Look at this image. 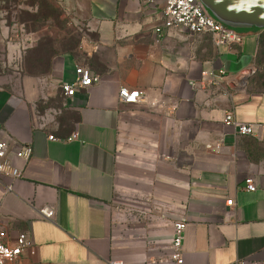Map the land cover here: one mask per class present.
<instances>
[{"label":"crops","instance_id":"1","mask_svg":"<svg viewBox=\"0 0 264 264\" xmlns=\"http://www.w3.org/2000/svg\"><path fill=\"white\" fill-rule=\"evenodd\" d=\"M60 1L82 27L75 47L43 57L31 99L0 81V141L20 172L0 176V229L31 243L8 264H175L178 220L181 264H264V30L216 46L182 29L156 35L163 0ZM76 66L98 81L65 98ZM219 70L218 84L201 83ZM122 88L146 99L125 104ZM51 91L61 106L41 111ZM227 113L253 134L237 136ZM25 145L27 161L15 156ZM47 207L51 220L38 215Z\"/></svg>","mask_w":264,"mask_h":264},{"label":"built area","instance_id":"2","mask_svg":"<svg viewBox=\"0 0 264 264\" xmlns=\"http://www.w3.org/2000/svg\"><path fill=\"white\" fill-rule=\"evenodd\" d=\"M153 2L154 0H148ZM163 22L154 29V33L158 36L162 35L165 30L175 28L182 29L189 34H208L214 40L216 46L232 45L241 43V36L221 24L211 19L203 10L197 0H163ZM201 83L207 86L218 84L219 80L225 77L222 70L214 72H204L201 76ZM98 81L91 71L82 66L74 68V77L72 81L60 84L59 88L65 98H72L75 94L85 88L90 87ZM119 100L125 104H135L139 100L146 99V94L137 89L128 90L122 88L118 92ZM224 121L231 124L236 135L240 137L251 136L253 127L249 124H241L233 119L231 113H227ZM52 139L51 137H49ZM71 139V138H70ZM69 139V140H70ZM7 145L0 141V176L7 173L11 178H19L20 172L16 168L8 166L6 162ZM32 149L30 145L23 146L15 156L24 161L31 157ZM7 191L10 187H5ZM243 189L247 192H254L255 186L251 178H245L243 181ZM228 206L231 201H227ZM38 215L45 219L51 220L53 211L51 208H42L38 211ZM185 223L178 220L172 225V238L170 245V259L175 264L182 263L181 247L183 239ZM31 247V243L24 233H19L14 240H8L6 232L0 229V264H8L18 259L27 248ZM108 264H122L119 261H109Z\"/></svg>","mask_w":264,"mask_h":264},{"label":"rangeland","instance_id":"3","mask_svg":"<svg viewBox=\"0 0 264 264\" xmlns=\"http://www.w3.org/2000/svg\"><path fill=\"white\" fill-rule=\"evenodd\" d=\"M65 4L60 0H0V81L15 94L31 99V77H36L31 72L44 69L41 60L48 48L57 53L75 47L82 27ZM261 70L258 77H264ZM51 93L48 103L39 104L41 111L61 106L59 91Z\"/></svg>","mask_w":264,"mask_h":264},{"label":"water","instance_id":"4","mask_svg":"<svg viewBox=\"0 0 264 264\" xmlns=\"http://www.w3.org/2000/svg\"><path fill=\"white\" fill-rule=\"evenodd\" d=\"M215 22L235 32L264 28V0H197Z\"/></svg>","mask_w":264,"mask_h":264},{"label":"trees","instance_id":"5","mask_svg":"<svg viewBox=\"0 0 264 264\" xmlns=\"http://www.w3.org/2000/svg\"><path fill=\"white\" fill-rule=\"evenodd\" d=\"M264 30V28L263 29H261V30H258V31H263ZM260 47H261V56H260V63L261 64H264V39L263 40H261L260 41ZM49 49V53H48V55L46 56V57H44V58H48V56L49 55H54L55 53H52L51 52V49L50 48H48ZM68 50V49H67ZM63 51H66V50H63ZM58 53V52H57ZM39 57V56H38ZM43 58V59H44ZM43 59L41 60V61H43ZM43 63V62H42ZM42 63H41V66H42ZM263 73V72H262ZM31 75H34V74H31ZM36 76V75H35ZM263 78L264 77H258V72H257V74L255 75V77H254V79L257 81V83H260L262 80H263Z\"/></svg>","mask_w":264,"mask_h":264}]
</instances>
